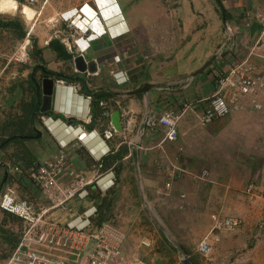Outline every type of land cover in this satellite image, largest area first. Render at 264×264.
<instances>
[{
	"label": "crops",
	"instance_id": "1",
	"mask_svg": "<svg viewBox=\"0 0 264 264\" xmlns=\"http://www.w3.org/2000/svg\"><path fill=\"white\" fill-rule=\"evenodd\" d=\"M144 1L146 3L148 0ZM65 4L62 5V12L71 9L68 3ZM119 5L123 18L104 21L105 26L116 24V29H119L125 25L129 32L118 39L106 35L92 42L87 56L97 63L95 73L77 72L72 60L64 61L65 64L60 67L59 64L45 66L37 61L30 67L25 60L16 63L7 61L0 65V78L4 74L9 77L13 75L14 79L17 76L21 78L10 88L6 101L1 102L0 98V141L8 137L0 144L1 146L6 142L0 148V191L7 184L14 185L23 197L28 198L39 209L46 207L47 199L31 183L21 180L19 174L34 160L51 158L57 152L59 143L73 140L80 131L74 128L82 126L91 132L89 141L80 147L70 148L68 154L73 168L83 172L88 178L95 175L93 164L96 157L108 146L114 149L120 145L118 150L104 158L106 163L116 160L117 177L113 189L120 182L121 191L125 193L130 190L134 194L136 189L140 191L134 185L140 183L145 195L152 199L159 189L157 184L160 178L168 171L165 179L171 180L170 190L179 192V206L184 205L198 211L211 212L214 209L236 212L232 183L217 181L222 177V170H226L223 159L229 151L222 149L225 145L228 146L225 144L227 142H230L229 145H239L242 140L251 141L252 136L257 137L264 130V90L258 98L263 103L261 109L255 108L251 98L245 97L241 99L238 108L223 118L202 124L201 117L208 108L205 98L216 89L213 79L215 71L219 67L229 70L237 58L228 51L216 57L218 47L227 39L225 23L238 32L243 46L241 55L252 52L253 62L258 67H264V35L261 37L264 26L253 20L250 29L245 28L248 13L254 16L256 12H261L264 15V0H182L179 1V7L172 11H156L155 7L150 9L144 3L139 6L128 3L127 0H120ZM196 9L199 10L195 11ZM122 20L123 24H118ZM114 31L112 26V32ZM258 53L263 56L260 57ZM116 54H120L123 59L119 64L113 61ZM214 57L215 60L201 70ZM114 69L123 71L118 78L123 80L126 76L125 83L119 84L115 80L111 74ZM59 77L67 79L68 83L62 86L55 84ZM45 78L54 80L58 96L49 115L37 110L33 116L37 102L40 101L42 105V83ZM77 81L83 87L79 92H75L72 87V82ZM100 101H105L111 108L108 118L102 116ZM185 103H191V107L185 109ZM123 108L132 112L131 126L135 131L128 130L127 117L121 115L123 130L117 132L111 141L104 140L103 131L112 126V113ZM165 111L181 115L177 138L173 141L164 140V127L158 125L155 129L144 131L138 142L140 146L135 144L136 128L141 125L145 114L149 112L159 118ZM49 116L54 120L49 119ZM130 140L134 141L128 144ZM121 154L123 157L120 159ZM206 165H210L211 171H216L218 176L210 175L211 181H216V185H197L194 172L198 166ZM109 168L110 166L104 167L100 177L90 187L92 194L99 191L113 176L106 170ZM226 175L222 180L226 177L233 178L232 175ZM69 180L68 176H63L60 182L65 185ZM225 195H229L226 202L223 201ZM215 198L220 200L216 199L217 203L212 204L210 199ZM215 215L220 218L235 217L219 214H214L213 217ZM11 222L15 226L25 225L16 216L0 210V249L8 248L10 253L18 242V237L8 241L7 231L12 228ZM213 224L215 225V221ZM203 239L194 244L189 242L191 247L187 243L186 249L189 251L198 248ZM151 247L144 255L154 264H182L176 255L168 261L170 258L163 256L169 252L164 251L162 254L160 247H156L159 249L157 251H152L153 244ZM194 254L191 253V256L196 264ZM2 256L3 253L0 252L1 264H5L8 256Z\"/></svg>",
	"mask_w": 264,
	"mask_h": 264
},
{
	"label": "rangeland",
	"instance_id": "2",
	"mask_svg": "<svg viewBox=\"0 0 264 264\" xmlns=\"http://www.w3.org/2000/svg\"><path fill=\"white\" fill-rule=\"evenodd\" d=\"M20 1L23 3L20 4L17 0H0V23L5 24L0 27V65L14 56L18 48L24 52L21 60H25L29 66H34L37 61L49 66L59 64L60 67L61 64H65L64 61H73L72 53L65 44V40L71 38L70 32L66 24L60 21L59 14L65 3H68L67 5L72 9L87 0H34L31 4L25 0ZM127 1L139 6L144 3L150 9L155 7L156 11H172L179 7V1L182 0H148L146 3L144 0V2L142 0ZM23 4L34 11L32 19H27L23 13ZM14 62L22 61H16L14 57L12 63ZM12 76L4 74L0 78L1 102L9 97L10 88L15 81L21 79L18 76L14 79ZM241 142V144L238 143L239 145L225 143L228 146L225 145L222 150H229L223 159L226 170H222L220 175L222 177L217 180L218 183H232L234 206L237 209L234 213L214 209L211 212L198 211L184 205L179 206L177 201L179 192H174V189L167 190L164 187L168 179H165L168 172L165 171V175L157 184L159 189L152 199L145 195L140 183L134 185L136 188L138 186L140 191L136 189L133 194L130 190L125 193L121 191L122 185L119 182V185L110 191L99 190L91 194L89 198L73 199L65 209H53L47 217L67 223L80 216L91 205H96L100 211L101 221H112L126 230L128 237L125 249L131 258L142 259L140 264H154L148 256L145 258L144 255L152 247L143 248L142 240L152 242L154 246L152 251H157L159 249L156 247H160L162 254L165 253L164 251L169 252L165 256L162 255L164 258L169 257L168 261L176 255L182 264H184V256L175 242L181 245L189 255L195 253L196 264H264V130L257 137L252 136L251 141L242 140ZM209 166L196 168L194 179L198 180L197 185L200 183L205 184L206 187H208L207 184L216 185V181H211L210 175H218L212 168L211 171ZM226 174L232 175L233 178L226 177L223 181L222 178ZM137 180L139 182V179ZM250 184H253V188L248 191ZM180 196L182 197V194ZM228 197L229 195H225L223 201L226 202ZM216 199L219 198L210 199L211 203H217ZM214 214L238 216L242 224L235 228H214ZM77 220L78 218L75 221ZM96 222H98V216ZM11 224L12 228L7 231L8 241L19 238L23 229L12 222ZM203 238H208L210 242L206 255L198 248L189 251L186 249L187 243L194 244ZM192 244L188 246L191 247ZM7 250L8 248L5 247L0 249L3 258L10 253V250ZM190 260L193 261L192 256ZM1 261L0 257V264ZM157 264L160 263L157 262Z\"/></svg>",
	"mask_w": 264,
	"mask_h": 264
},
{
	"label": "built area",
	"instance_id": "3",
	"mask_svg": "<svg viewBox=\"0 0 264 264\" xmlns=\"http://www.w3.org/2000/svg\"><path fill=\"white\" fill-rule=\"evenodd\" d=\"M20 2V0H17ZM28 3H33L34 0H25ZM100 0H92V4L86 1L80 8H74V14H70L72 10H68L59 14L60 21L66 24L70 32L71 38L65 40L68 49L74 55H80L87 52L91 48V43L106 35L113 39H118L126 35L129 30L125 25L116 29L115 25L105 26L102 24V31L93 29L91 23L86 22L85 28L83 22L78 24L77 18L86 19L84 7L90 4V9L95 11L98 16V11H101L99 4ZM107 6H113L110 11L111 18H123L122 11L119 8L116 0H108ZM115 6V8H114ZM85 13V16L82 14ZM248 13L246 16L245 28L250 29L253 20H257L264 26V15L261 12L255 14ZM91 20V19H90ZM122 23L118 24H123ZM112 26L115 31L112 32ZM226 41L221 44L216 52V57L222 56L225 52H230L237 58L234 60L229 70H224L222 67L217 68L214 73L215 92L205 98L208 102V108L201 117L202 124H208L218 118H223L231 113L235 108L241 105V99L245 97L251 98L255 108H263V103L259 101L260 93L264 90V67H258L251 59L252 52L248 55H241L243 49L240 44V38L237 35L236 29L225 23ZM264 35V27L261 32V37ZM72 40V42H71ZM259 43V41H258ZM257 43V44H258ZM259 54V53H258ZM258 54H256L258 56ZM260 57L263 56L259 54ZM24 52L18 48L14 56L8 61H12L15 57L16 61H23ZM259 57V56H258ZM120 54L114 55L113 61L115 64L122 62ZM121 70L114 69L111 74L119 83H125L126 77L120 80L118 76ZM68 80L65 78H57L55 84L66 85ZM72 87L75 92L82 90L80 82H72ZM90 99L91 96H88ZM99 105L102 108V116L108 118L111 114V108L105 101H100ZM185 109L191 107V103H185ZM123 117H127L128 130L135 131L131 126L132 112L129 109L123 108L121 111ZM181 115L173 111H165L159 118L145 114L141 125L136 128V141L138 145L140 136L147 129H155L158 125L164 127V140L173 141L178 136V120ZM42 119H45L42 116ZM90 121V117L88 118ZM80 132L76 138L69 142H60L57 152L49 159L34 160L32 164L19 174L21 180L31 183L41 195L49 202L47 207L38 208L28 198L23 197L14 185L7 184L0 191V210L12 214L22 220L25 225L21 231L19 241L14 250L7 257L5 264H140L142 259L139 257L131 258L126 249L127 232L112 221L105 220L97 224L96 218L99 214L98 207L91 206L83 211L80 216H77L72 221L63 223L61 221L48 218L49 211L57 208H66V205L73 199H84L91 196L90 187L95 183V180L100 177L102 170L105 167L103 157L95 159L93 168L95 175L88 178L83 172L76 170L71 165L69 150L73 147H80L89 140L91 132L84 127L79 126ZM117 131L113 126L103 131V138L106 141H111ZM88 140V141H87ZM130 140L128 144L133 143ZM140 146V145H138ZM116 148L108 147L107 153H114ZM105 151V153H106ZM2 159H0V164ZM114 163L108 172L113 176L102 187L104 190H109L115 185V166ZM63 176H68L69 183L62 185L60 179ZM167 189L171 188V180L165 184ZM253 184H250L248 191H251ZM250 193V192H249ZM214 228H235L242 224V220L238 217L220 218L214 216ZM141 244L144 247H151L152 242L142 240ZM210 248V242L204 239L198 245V250L206 255Z\"/></svg>",
	"mask_w": 264,
	"mask_h": 264
},
{
	"label": "water",
	"instance_id": "4",
	"mask_svg": "<svg viewBox=\"0 0 264 264\" xmlns=\"http://www.w3.org/2000/svg\"><path fill=\"white\" fill-rule=\"evenodd\" d=\"M85 56H87V54H85V55L80 54V55H77L74 57L73 61H74V65L76 67V70L80 73H87V72L95 73L97 71V63L95 62V60H88L89 58H87ZM214 60H215V57L212 58L208 64L203 66V68H201V70L206 68L207 65H209ZM48 74H51V73H48ZM42 88H43L42 89V92H43L42 105H40V101L37 102L33 116L35 115L37 110H40L41 112L49 115V112L51 110H53V104H54V102L58 96V93L54 87V80L52 78L43 79ZM39 93H40V90L38 89V94ZM111 123L117 132H121L123 130L120 110H116L112 113ZM5 143H3L0 146V148ZM175 243L178 246V248L181 250V252L184 256V258H183L184 264H191L190 255L186 252V250L181 245H179L177 242H175Z\"/></svg>",
	"mask_w": 264,
	"mask_h": 264
},
{
	"label": "bare ground",
	"instance_id": "5",
	"mask_svg": "<svg viewBox=\"0 0 264 264\" xmlns=\"http://www.w3.org/2000/svg\"><path fill=\"white\" fill-rule=\"evenodd\" d=\"M107 3H108V0H100L99 4H98V5H100V7L102 9V11H99V13H100L99 15H100V17H102L105 20V22L112 21V19L108 20L109 15L107 13H110V11H112L113 6L109 7V6H107ZM22 7H23V13L27 17V19H32L34 16V11L29 6H27L25 4H23ZM114 8H115V6H114ZM71 10H74V8ZM83 10L86 12V19L83 20L82 17L77 18V13H76L75 18H74L76 20V22L78 24H80V22H83L84 28H85L86 22H89V23L95 22V25L92 26L93 29L98 30L99 32L102 31L103 26H102V24H100L99 18L97 16L96 12L90 9V4L86 5ZM79 13H81V11H79ZM71 14H73V12H71Z\"/></svg>",
	"mask_w": 264,
	"mask_h": 264
},
{
	"label": "clouds",
	"instance_id": "6",
	"mask_svg": "<svg viewBox=\"0 0 264 264\" xmlns=\"http://www.w3.org/2000/svg\"><path fill=\"white\" fill-rule=\"evenodd\" d=\"M85 2H86V1H85ZM88 2L91 3L92 0H91V1H88ZM116 2H117L118 5H119V0H116ZM21 3H23V2L20 1V4H21ZM82 5H83V3H82L80 6H77L79 11H80V8L82 7ZM119 8H120V5H119ZM72 9H73V8H72ZM120 9H121V8H120ZM70 10H71V9H70ZM67 11H68V10H67ZM101 11H102V10H101ZM71 12H73V14H74V11H73V10H72ZM71 12H70V14H71ZM84 12H85V11H84ZM85 13H86V12H85ZM85 13H82V14L85 16ZM99 14H100V13H99V11H98V18L104 23L105 20H104L102 17H100ZM107 14L109 15L108 20H111V19L113 20V19H114V18H111L110 13H107ZM61 21H62V20H61ZM109 22H110V21H109ZM92 24L95 25V22H92V23H91V26H93ZM94 41H95V40H94ZM91 44H92V43H91ZM89 49H90V48H89ZM89 49H88V50H89ZM88 50H87V51H88ZM71 53H72V52H71ZM85 54H87V52L84 53L83 55H85ZM72 56H73L72 59L74 60V57L77 56V55H74V53H72ZM85 57L89 58V56H85ZM88 60H90V58H89ZM76 71H77V70H76ZM77 72H78V71H77ZM121 72H122L121 74H123V71H122V70H121ZM79 73H80V72H79ZM87 73H88V74H91L90 72H87ZM87 73H86V74H87ZM112 76H113V75H112ZM125 77H126V76H125ZM126 81H127V77H126ZM61 86H62V85H61ZM59 114H61V115L64 114V115H65V113H63V112H59ZM59 114H57V116H59ZM48 118L54 120V118H53L52 116H49ZM59 118L63 120L62 116H59ZM78 127H79V126H78ZM78 127H77V128H74V129L77 131V130H79ZM79 132H80V131H79ZM76 136H77V134H76ZM76 136H75V138H76ZM75 138H74V139H75ZM70 141H72V140H70ZM68 142H69V141H68ZM108 147H110V146H108ZM108 147H107V149H108ZM111 148H112V147H111ZM107 149H106V150H107ZM106 150H105V151H106ZM105 151H104L101 155H99L98 157H96V159L99 158V157H103V160H104L105 156H107L108 154H110V153H107V151H106V153H105ZM116 177H117V176H116ZM110 179H111V178H110ZM115 184H116V179H115ZM93 185H94V184H93ZM114 186H115V185H114ZM114 186H113V187H114ZM102 187H103V186H101L100 190H104ZM113 187H112L111 189H109V190H104V191H110V190L113 189ZM91 206H93V205H91ZM91 206H90V207H91ZM46 207H47V206H46ZM52 210H53V209H52ZM50 211H51V210H50ZM50 211H49V212H50ZM125 231H126V230H125ZM199 244H200V243H199ZM190 256H191V255H190Z\"/></svg>",
	"mask_w": 264,
	"mask_h": 264
},
{
	"label": "trees",
	"instance_id": "7",
	"mask_svg": "<svg viewBox=\"0 0 264 264\" xmlns=\"http://www.w3.org/2000/svg\"><path fill=\"white\" fill-rule=\"evenodd\" d=\"M5 24H1L0 23V27H2V26H4ZM71 56V55H70ZM6 139H8V137L7 138H4V139H2L1 141H0V144L2 143V142H4ZM118 153V152H117ZM120 154V153H119ZM123 157V154H121L120 155V159ZM116 160H114L113 162H111V163H106L105 161H104V164H105V167H109V166H111L114 162H115ZM32 164V163H31ZM116 167V166H115ZM26 170V169H25ZM102 218H101V215H100V211H99V214H98V222H97V224H100L102 221ZM20 235H21V233H20ZM18 241H19V238H18ZM18 243V242H17ZM17 243H16V245H17ZM15 245V246H16ZM191 264H194L193 263V261L191 260Z\"/></svg>",
	"mask_w": 264,
	"mask_h": 264
}]
</instances>
